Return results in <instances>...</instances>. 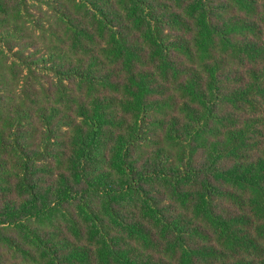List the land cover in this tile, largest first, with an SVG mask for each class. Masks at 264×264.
Instances as JSON below:
<instances>
[{"label": "trees", "instance_id": "16d2710c", "mask_svg": "<svg viewBox=\"0 0 264 264\" xmlns=\"http://www.w3.org/2000/svg\"><path fill=\"white\" fill-rule=\"evenodd\" d=\"M0 264H264V0H0Z\"/></svg>", "mask_w": 264, "mask_h": 264}]
</instances>
